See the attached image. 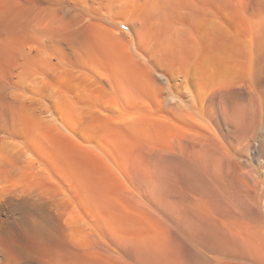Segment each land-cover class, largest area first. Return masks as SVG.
Here are the masks:
<instances>
[{
  "label": "rangeland",
  "instance_id": "rangeland-1",
  "mask_svg": "<svg viewBox=\"0 0 264 264\" xmlns=\"http://www.w3.org/2000/svg\"><path fill=\"white\" fill-rule=\"evenodd\" d=\"M213 3L0 0V264L181 260L139 204L151 167L135 80L164 72V29Z\"/></svg>",
  "mask_w": 264,
  "mask_h": 264
},
{
  "label": "bare ground",
  "instance_id": "bare-ground-1",
  "mask_svg": "<svg viewBox=\"0 0 264 264\" xmlns=\"http://www.w3.org/2000/svg\"><path fill=\"white\" fill-rule=\"evenodd\" d=\"M196 16L162 28L172 54L154 83L141 66L136 75L151 168L135 203L180 249L170 264H264V0H214Z\"/></svg>",
  "mask_w": 264,
  "mask_h": 264
}]
</instances>
